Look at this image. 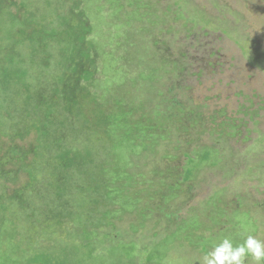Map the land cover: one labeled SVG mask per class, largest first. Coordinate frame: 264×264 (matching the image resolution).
Wrapping results in <instances>:
<instances>
[{
	"label": "trees",
	"instance_id": "16d2710c",
	"mask_svg": "<svg viewBox=\"0 0 264 264\" xmlns=\"http://www.w3.org/2000/svg\"><path fill=\"white\" fill-rule=\"evenodd\" d=\"M123 6L136 11L130 19L139 21L141 31L147 24L160 23L155 0H124ZM95 8L94 0H0V264H77L64 256L62 244L82 245L88 248L90 257L99 259L95 249L90 248L92 244L106 233L110 240L120 242L124 224L117 218L125 203L131 201L136 209L138 198L143 200L138 186L150 181L158 184L160 179L150 180L149 174H164L162 170L148 172V165L138 170L142 152L146 151V163L148 155L160 153L164 164L169 157L164 154L166 144L160 140L172 135L179 140L183 131L188 132L184 123L179 125L175 117L172 121L171 115L160 108L153 111L160 121L157 129L145 124L143 118L135 123L133 112L142 104L138 95L129 90L133 86L116 87L120 92L111 98L115 107L106 110L112 95L96 93L95 83L97 79L102 81L98 77L104 66L102 60L115 45V24L106 22L105 16L96 26ZM145 35L162 51L164 62L172 57L164 52L168 42L164 45L154 39L151 29ZM143 38L141 32L134 31L130 44L135 46ZM15 45H26L27 49ZM137 56L134 51L133 59ZM177 66L174 60L171 72ZM37 68L43 77L35 81L33 73ZM51 81L50 90L37 91ZM94 105L101 111L92 112ZM146 118L148 123L152 117ZM180 121H184L182 117ZM211 152L212 148L204 146L196 150L198 158L185 153L189 166L184 182L194 179L196 161L201 156L204 161L209 159ZM213 164L210 168H217ZM175 188L168 186L169 190ZM253 190L241 194L231 191L216 203L222 204L221 210H238L236 206H243L242 197L264 208L263 191ZM46 195L54 202L47 209ZM175 197L173 192L160 194L167 202ZM146 206L142 217L151 213ZM166 206L163 202L150 207L161 210ZM209 216L220 217L215 212ZM229 216L223 213L221 218L225 221ZM129 224L136 223L128 217ZM200 225L199 244L209 252L224 228ZM249 235L253 234L235 230L227 238L235 245ZM63 236L69 239L66 243L60 241ZM209 240L211 245L207 246ZM140 242L139 247L149 249L148 242ZM137 247L130 244L132 251ZM127 258L125 264H153L133 253H128Z\"/></svg>",
	"mask_w": 264,
	"mask_h": 264
},
{
	"label": "rangeland",
	"instance_id": "374dc122",
	"mask_svg": "<svg viewBox=\"0 0 264 264\" xmlns=\"http://www.w3.org/2000/svg\"><path fill=\"white\" fill-rule=\"evenodd\" d=\"M94 1L96 26L102 24L105 16L106 22L115 24L112 33L115 45L102 60L104 66L98 72L102 81L97 79L95 83L96 93L112 95L106 110L115 107L111 98L120 92L116 87L133 86L129 90L138 95L140 104L147 106V110L142 105L134 110L135 123L143 118L147 125H160L153 112L154 108H160L171 115L172 121L175 117L179 125L184 123L188 132L183 131L181 140L173 138L174 135L160 140L166 144L164 154L169 157L164 164L160 153L148 155L146 163L143 158L146 151L142 152L138 170L148 165V172L162 170L164 174H149L150 180L160 179L158 184L150 181L151 184L138 186L143 200L138 198L136 209L131 201L125 203L117 218L124 224L121 241L110 240L106 233L93 243L90 248L95 249L99 259L90 257L88 248L82 245L62 244L64 256L77 264H125L128 253L143 256L153 264H201L207 253L199 244L201 223L224 228L215 244L235 230L264 241V208L242 197L243 206H236L238 210H221L222 204L216 203L220 196H228L231 191L241 194L260 188L264 195V0H155L160 23L142 26L146 28L143 31L137 19L131 21L130 16L136 11L124 7V0ZM150 29L154 39L164 45L168 42L164 52L172 57H167L166 62L159 47L153 46L145 35ZM134 31L141 32L144 38L132 46ZM21 46L27 49L26 45ZM134 51L138 53L135 59ZM155 51L157 55L151 58ZM56 58L57 55L54 56L57 65ZM174 60L178 66L171 72ZM39 72L37 68L33 73L35 81L43 77ZM51 83L39 86L37 91L50 90ZM90 110L101 111L95 105ZM148 115L152 118L147 123ZM204 146L213 149L210 158L204 161L201 156L192 174L194 179L184 182V172L189 166L185 153L198 158L196 150ZM213 162L217 168H210ZM169 185L176 188L169 190ZM170 192L176 194L172 202L170 198V202L160 198V194ZM45 202L49 203L46 209L54 206L49 195ZM163 202L167 205L164 209L150 207ZM145 206L151 213L142 217ZM213 212L220 217L209 216ZM223 213L230 215L225 221L221 218ZM128 217L136 224L127 225ZM68 240L67 236L60 238L64 243ZM140 241L148 242L149 249L139 247ZM134 243L138 247L132 251L130 244ZM206 245L210 246L211 240ZM245 261L254 264L250 258Z\"/></svg>",
	"mask_w": 264,
	"mask_h": 264
},
{
	"label": "clouds",
	"instance_id": "9594fccd",
	"mask_svg": "<svg viewBox=\"0 0 264 264\" xmlns=\"http://www.w3.org/2000/svg\"><path fill=\"white\" fill-rule=\"evenodd\" d=\"M247 258L254 264L264 262V241L249 235L243 243L234 245L232 240L224 238L205 253L201 264H245Z\"/></svg>",
	"mask_w": 264,
	"mask_h": 264
}]
</instances>
